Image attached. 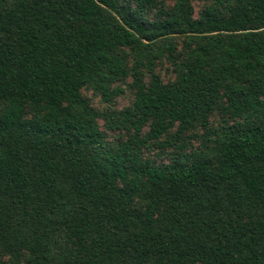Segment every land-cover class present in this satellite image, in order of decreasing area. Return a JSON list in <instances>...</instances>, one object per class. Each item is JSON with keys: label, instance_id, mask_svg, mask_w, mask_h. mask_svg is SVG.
I'll use <instances>...</instances> for the list:
<instances>
[{"label": "trees", "instance_id": "1", "mask_svg": "<svg viewBox=\"0 0 264 264\" xmlns=\"http://www.w3.org/2000/svg\"><path fill=\"white\" fill-rule=\"evenodd\" d=\"M193 10L0 0V264H264V0Z\"/></svg>", "mask_w": 264, "mask_h": 264}, {"label": "rangeland", "instance_id": "2", "mask_svg": "<svg viewBox=\"0 0 264 264\" xmlns=\"http://www.w3.org/2000/svg\"><path fill=\"white\" fill-rule=\"evenodd\" d=\"M163 2V4L167 7L170 8L172 7V5L174 4V0H161ZM192 5H193V16L194 17H198L200 14V11L204 9V7L206 6L208 0H191ZM155 9H153L150 13V19H152L154 16ZM182 41L183 38L182 37H177L175 39V42L178 46V49H181L182 47ZM172 65L170 64V62L166 59H163L162 61H160L154 68V70H152L153 73H155L156 75H158L163 82H171L175 79V74L172 70ZM152 77L151 72H146L144 74V81L146 82V84L149 83L150 79ZM131 82V78H127L125 80H123L121 83H119L118 85L120 86V88L122 89V93L120 95H117L115 97V99L113 100V102L111 103H106L103 102L99 96L93 94V92L91 91H83V94L85 96H87L88 98H90V103L91 105L98 110H121L125 107H127L133 100L134 98V91L133 89L129 86V83ZM221 121V115L219 113H215L213 114L210 119H209V123L212 126H217ZM100 125L103 128V130L106 132L108 139L110 140H116L118 137H122L124 139H126L129 135V133L125 130L122 131H108L105 130V128L102 125V121H100ZM147 128H145L146 130ZM172 132V131H171ZM170 132V133H171ZM193 132H196L197 134H201V130L200 128H195L194 130H190L188 131L186 134L188 136H190L189 138V143L193 146L196 147L198 144V135H194ZM167 136V135H166ZM165 135H163L158 141H163L166 138ZM155 142H150L149 147L147 149H144V155L152 160H154L156 163H164L168 161V157L166 155V152L169 151L168 149H163L159 146V144H157Z\"/></svg>", "mask_w": 264, "mask_h": 264}]
</instances>
